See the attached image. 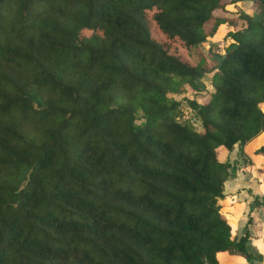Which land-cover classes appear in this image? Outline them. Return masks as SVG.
Here are the masks:
<instances>
[{
	"label": "trees",
	"instance_id": "obj_1",
	"mask_svg": "<svg viewBox=\"0 0 264 264\" xmlns=\"http://www.w3.org/2000/svg\"><path fill=\"white\" fill-rule=\"evenodd\" d=\"M258 138L264 0H0V264H251L219 201Z\"/></svg>",
	"mask_w": 264,
	"mask_h": 264
},
{
	"label": "crops",
	"instance_id": "obj_2",
	"mask_svg": "<svg viewBox=\"0 0 264 264\" xmlns=\"http://www.w3.org/2000/svg\"><path fill=\"white\" fill-rule=\"evenodd\" d=\"M260 141L261 138H258L252 144L239 146L242 151L246 152L249 156L251 155L258 168L257 172H254L251 176L242 175L241 179L237 178L236 175L233 178H228L223 184V193L230 197L226 198V202L223 200L219 201L221 210L226 213L227 217L233 223L237 235L241 233L242 226L250 218V223L248 224L250 240L247 245L253 248L249 249L253 254V250L261 254L251 264H264V206L258 205L249 209V204L254 198L258 201L264 199V158L252 154V151L260 145ZM231 152L226 154L228 161ZM237 172L242 173L239 170ZM251 178L255 179V183L250 182L252 181ZM236 185L239 186L237 189L235 188ZM233 189L236 190L233 192ZM220 263L246 264L240 257L225 254H220Z\"/></svg>",
	"mask_w": 264,
	"mask_h": 264
},
{
	"label": "rangeland",
	"instance_id": "obj_3",
	"mask_svg": "<svg viewBox=\"0 0 264 264\" xmlns=\"http://www.w3.org/2000/svg\"><path fill=\"white\" fill-rule=\"evenodd\" d=\"M225 29H226L225 27H223V29H221V27H220L218 32H216V35H218L216 37L217 39L207 40L204 44H202L200 46V49L204 52H206L207 50H210L212 53L222 54L223 49H224V43L226 42V38H225L226 36L224 35ZM200 79L206 85V88H209L207 77L201 76ZM192 97H193V94L190 91H186L182 95L174 96V99L179 100L181 102L180 108H181L183 116H185V117H191V111L186 107L184 99L185 98L190 99ZM195 124H196L195 126L198 129H200L199 124L197 122ZM229 162L234 168H236L235 173L238 170L242 172V173L237 172L235 174L236 177L239 179H241L242 175L243 176H251V175H253L254 172H257V170H258V168L256 167V164H255L253 158L251 157V155L249 156L246 152L242 151L238 145L233 146L232 152H231L230 157H229ZM251 179H252V181H250V182L255 183V181H254L255 179L254 178H251ZM238 187L239 186L236 185L235 188L237 189ZM236 189H233V192ZM248 248L253 249L250 247H248ZM253 251H254L255 256L261 255L260 253H256L255 250H253ZM223 259H225V258H223Z\"/></svg>",
	"mask_w": 264,
	"mask_h": 264
},
{
	"label": "water",
	"instance_id": "obj_4",
	"mask_svg": "<svg viewBox=\"0 0 264 264\" xmlns=\"http://www.w3.org/2000/svg\"><path fill=\"white\" fill-rule=\"evenodd\" d=\"M223 56H219L217 54H212L211 58L215 61V66L212 69L218 68ZM204 71H201L198 75L197 78H200L202 76Z\"/></svg>",
	"mask_w": 264,
	"mask_h": 264
}]
</instances>
